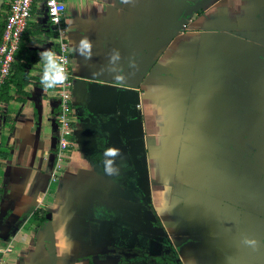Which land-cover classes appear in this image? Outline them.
Listing matches in <instances>:
<instances>
[{"label":"crops","instance_id":"crops-1","mask_svg":"<svg viewBox=\"0 0 264 264\" xmlns=\"http://www.w3.org/2000/svg\"><path fill=\"white\" fill-rule=\"evenodd\" d=\"M63 1L71 147L53 180L57 34L36 3L0 105V264H155L148 204L180 264H264V0Z\"/></svg>","mask_w":264,"mask_h":264},{"label":"built area","instance_id":"built-area-1","mask_svg":"<svg viewBox=\"0 0 264 264\" xmlns=\"http://www.w3.org/2000/svg\"><path fill=\"white\" fill-rule=\"evenodd\" d=\"M36 3L43 5L45 13L57 34V52L50 63V68L54 73L58 88L57 97L59 106V142L52 176L53 180H55L61 175L63 164L71 147L70 138L74 132L71 95L73 78L71 74L72 58L69 53L68 35L64 25L66 5L63 0H9V12L5 20L0 42V105L2 87L12 72L16 54L33 15ZM1 251L6 253L8 249Z\"/></svg>","mask_w":264,"mask_h":264},{"label":"trees","instance_id":"trees-1","mask_svg":"<svg viewBox=\"0 0 264 264\" xmlns=\"http://www.w3.org/2000/svg\"><path fill=\"white\" fill-rule=\"evenodd\" d=\"M7 9L8 6H4V10L0 12V42L4 30L5 20L7 17ZM19 49L20 50H18L15 57V60L18 59V61L14 63L12 72L2 87L1 102L9 98V95L7 94H11L12 87H14L16 91H19L21 88H23L22 84L20 85L18 81V77L22 74V71L24 69V65L20 62V54L22 48ZM147 207H149L150 210L148 208L147 211L144 213L143 217L145 219V222L150 225V233L149 236L145 238V243H141V241L139 240L137 241L136 247H142L140 251H144V257L139 258L140 262L145 261V257H149V260H152L155 264H180V262H178L176 258V253H172L171 242L167 237L166 231L162 226L159 217L157 216L155 211L150 207V204H148ZM44 215L45 214L43 211L38 212V216H40L41 220H44ZM139 239L142 240V235L139 236ZM154 240L158 242L160 249L157 250V254H153L151 251L148 254L151 242Z\"/></svg>","mask_w":264,"mask_h":264},{"label":"water","instance_id":"water-1","mask_svg":"<svg viewBox=\"0 0 264 264\" xmlns=\"http://www.w3.org/2000/svg\"><path fill=\"white\" fill-rule=\"evenodd\" d=\"M142 202H143V204L145 203L144 199H142ZM47 219H48V221H50V220H51V216L48 215V216H47ZM48 223H49V222H48ZM47 238H48V241H49V242L52 241V233H51V232L47 233Z\"/></svg>","mask_w":264,"mask_h":264},{"label":"clouds","instance_id":"clouds-1","mask_svg":"<svg viewBox=\"0 0 264 264\" xmlns=\"http://www.w3.org/2000/svg\"><path fill=\"white\" fill-rule=\"evenodd\" d=\"M110 154H113L114 155L115 153H110Z\"/></svg>","mask_w":264,"mask_h":264}]
</instances>
